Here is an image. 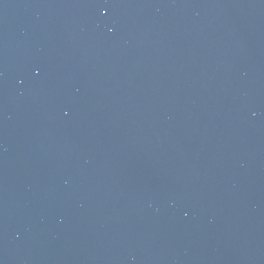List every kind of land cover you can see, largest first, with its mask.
<instances>
[{
  "label": "water",
  "instance_id": "water-1",
  "mask_svg": "<svg viewBox=\"0 0 264 264\" xmlns=\"http://www.w3.org/2000/svg\"><path fill=\"white\" fill-rule=\"evenodd\" d=\"M0 264H264V0H0Z\"/></svg>",
  "mask_w": 264,
  "mask_h": 264
}]
</instances>
